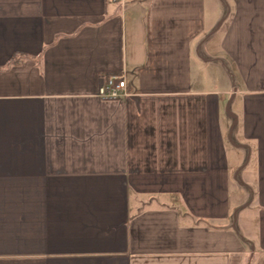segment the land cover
Here are the masks:
<instances>
[{
    "label": "crops",
    "instance_id": "1",
    "mask_svg": "<svg viewBox=\"0 0 264 264\" xmlns=\"http://www.w3.org/2000/svg\"><path fill=\"white\" fill-rule=\"evenodd\" d=\"M0 264H264V0H0Z\"/></svg>",
    "mask_w": 264,
    "mask_h": 264
},
{
    "label": "built area",
    "instance_id": "2",
    "mask_svg": "<svg viewBox=\"0 0 264 264\" xmlns=\"http://www.w3.org/2000/svg\"><path fill=\"white\" fill-rule=\"evenodd\" d=\"M103 99L117 100L127 96V84L123 78L113 77L99 90Z\"/></svg>",
    "mask_w": 264,
    "mask_h": 264
},
{
    "label": "rangeland",
    "instance_id": "3",
    "mask_svg": "<svg viewBox=\"0 0 264 264\" xmlns=\"http://www.w3.org/2000/svg\"><path fill=\"white\" fill-rule=\"evenodd\" d=\"M223 8V7H222Z\"/></svg>",
    "mask_w": 264,
    "mask_h": 264
}]
</instances>
